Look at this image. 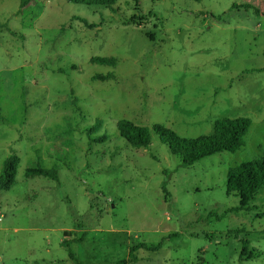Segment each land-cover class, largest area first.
I'll return each mask as SVG.
<instances>
[{"label":"rangeland","instance_id":"1","mask_svg":"<svg viewBox=\"0 0 264 264\" xmlns=\"http://www.w3.org/2000/svg\"><path fill=\"white\" fill-rule=\"evenodd\" d=\"M112 9L0 0V174L19 159L0 191V264H264V189L246 210L225 192L229 168L264 158V0ZM225 118L250 120L245 145L187 167L157 134L136 150L117 131L127 119L197 138ZM64 232L86 234L76 260ZM245 241L260 258L241 257Z\"/></svg>","mask_w":264,"mask_h":264},{"label":"trees","instance_id":"2","mask_svg":"<svg viewBox=\"0 0 264 264\" xmlns=\"http://www.w3.org/2000/svg\"><path fill=\"white\" fill-rule=\"evenodd\" d=\"M70 3L84 5L87 7H106L112 9L117 0H68ZM26 7V1L21 2L20 9ZM114 10V9H112ZM258 12V10H256ZM86 24L83 19H79ZM130 23L134 22L133 17L129 19ZM92 62L100 66L114 67L116 60L114 58H93ZM109 75L96 76L94 80H108ZM250 120L246 118L230 119L225 118L217 120L214 124L213 133L210 135H201L197 138H181L177 136L171 129L163 125L156 124L152 128L148 126H139L127 119H120L117 123V131L132 148L136 150L148 149L151 145V133L158 135L161 142L168 145L171 154L181 156V165L183 167L191 166L194 163L222 152L234 153L245 145L244 137L250 127ZM101 121L97 120L87 132L91 135L93 132L101 128ZM102 136L98 140H105ZM19 159L12 156L3 163L0 174V191H9L16 182V174ZM26 177L43 176L52 180H57V172L50 170L34 169L25 172ZM264 189V158L258 161H246L226 172V188L227 195H234L239 198L241 210H246L248 204ZM264 215V214H263ZM81 228V226L79 227ZM84 233L81 238L68 239L67 233H63L64 246L69 251V256L76 260L75 254L71 251V244L76 241L82 243L85 239ZM247 241L243 243L242 258L249 261L260 258L257 251L248 252ZM146 248V247H145ZM136 247L130 251V257L134 261V252ZM77 264H81L78 260ZM118 264H127L126 260L118 262Z\"/></svg>","mask_w":264,"mask_h":264}]
</instances>
